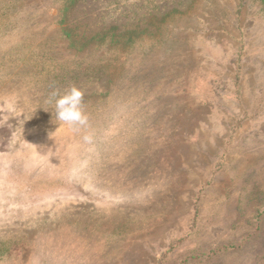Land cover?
I'll use <instances>...</instances> for the list:
<instances>
[{"label":"rangeland","instance_id":"rangeland-1","mask_svg":"<svg viewBox=\"0 0 264 264\" xmlns=\"http://www.w3.org/2000/svg\"><path fill=\"white\" fill-rule=\"evenodd\" d=\"M0 264H264V0H0Z\"/></svg>","mask_w":264,"mask_h":264},{"label":"clouds","instance_id":"clouds-1","mask_svg":"<svg viewBox=\"0 0 264 264\" xmlns=\"http://www.w3.org/2000/svg\"><path fill=\"white\" fill-rule=\"evenodd\" d=\"M83 91L75 85L65 89L53 91L48 103H54L56 119L79 131L88 127V116L83 108ZM85 142H91L92 136L84 135Z\"/></svg>","mask_w":264,"mask_h":264}]
</instances>
